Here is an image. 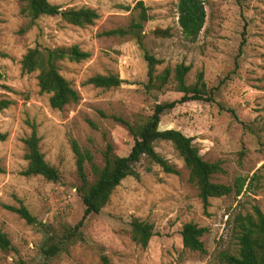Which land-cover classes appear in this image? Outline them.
Masks as SVG:
<instances>
[{"label": "rangeland", "instance_id": "1", "mask_svg": "<svg viewBox=\"0 0 264 264\" xmlns=\"http://www.w3.org/2000/svg\"><path fill=\"white\" fill-rule=\"evenodd\" d=\"M65 9L92 8L100 17L93 25L78 27L60 17H41L27 29L22 14L24 0H0V97L12 101L0 111V229L8 236L14 252L0 250V264H102L106 254L113 264H222L218 253H237L238 245L230 215L250 212L257 205L264 211V0H204L206 23L195 43L183 37L179 26V0H49ZM142 2L149 15L139 32L145 48L156 59L157 73L180 64L191 67L186 76L193 85L203 71L207 88L214 91V103L189 101L177 105L162 117L160 130L174 129L193 139L204 160L222 162L224 173L216 183L234 185L247 179V190L211 199L205 211L197 188L189 182L185 167L173 144L158 141L156 151L179 174L165 173L159 165L140 178L128 176L113 192L98 215L90 216L83 232L85 242L71 244L66 251L46 260L41 247L45 234L27 224L6 206H25L39 223L75 226L85 206L77 187L81 184L71 141L90 151L94 162L104 166L108 143L114 152L127 156L134 140L118 119L136 123L152 114L154 106L179 100L174 78L161 90L149 92L148 65L137 36L106 35L127 28L138 18ZM169 30L160 37L157 30ZM79 46L90 53L82 62L62 61L60 73L71 82L81 99L63 110L53 109L50 95L42 93L37 75L22 73L21 60L34 47ZM115 74L125 82L116 88H98L86 81L95 75ZM32 126L40 137L46 161L56 167L61 180L26 177V139ZM146 164H150L147 160ZM89 181L95 176L86 163ZM246 186V187H247ZM151 227V237L134 235L131 223ZM193 222L205 227L207 253L183 246L181 229ZM147 241V242H145Z\"/></svg>", "mask_w": 264, "mask_h": 264}, {"label": "trees", "instance_id": "2", "mask_svg": "<svg viewBox=\"0 0 264 264\" xmlns=\"http://www.w3.org/2000/svg\"><path fill=\"white\" fill-rule=\"evenodd\" d=\"M22 14L29 19L27 29H30L41 17H60L68 24L87 27L93 25L99 19V13L92 8L65 9L51 4L49 0H24ZM142 10L138 18H132L127 28L111 30L106 35H127L137 36L138 44L143 51V57L148 65V83L146 88L149 92L153 90L161 91L174 78L176 90L182 93L179 100L172 102H162L154 106L153 112L145 120L131 123L118 119L127 127L134 144L127 156H120L114 152L112 144L108 143L103 151L104 166L100 167L94 162L93 154L88 150H83L76 140L71 141L73 152L76 156L77 173L81 184L77 187L83 204L85 206L82 219L75 225H64L60 230H56L52 225L39 223L38 219L31 214L25 206L6 208L17 213L27 224L37 226L45 234L41 247L42 254L46 260L53 259L66 251L71 244L85 242L83 228L85 222L92 215L102 212L104 206L108 204L115 189L128 176L140 178L141 172H151L152 165H159L165 173L179 174V171L161 156L155 148L158 141L171 142L182 158L185 167L189 170V182L198 190L199 198L203 203L205 211L211 204V199L220 198L234 194L241 196L247 190V179L239 177L234 185L216 183L213 177L224 173L222 162H208L200 154V150L193 143V139L185 136L182 132L167 129L160 130L162 117L173 110L177 105L189 101H204L214 103V91L207 88L204 80V73L198 74L193 85H188L186 76L191 67L185 64L177 65L173 70L167 67L162 73H157V65L162 61L156 59L145 48L140 36L144 22L149 20V15L143 3L140 2ZM179 26L183 37L190 43H195L206 23V9L204 0H179L178 3ZM156 35L169 37V30H157ZM90 57V53L83 51L79 46L58 48L34 47L29 49L21 60L22 73H38V86L42 93L50 95L49 103L53 109L63 110L70 104L80 101L79 92L72 86L61 73L59 63L62 61L82 62ZM125 81L115 74L95 75L86 81V84L98 88L111 89L121 86ZM0 90L11 91V88L0 84ZM12 101L0 97V111L10 107ZM7 135L0 133V141H5ZM40 137L37 130L32 126L31 134L24 139L25 159L27 167L22 172L26 177L42 176L47 181L57 183L61 180L59 170L49 164L45 155L40 149ZM150 164H146V161ZM86 163L91 165V170L95 176L93 181H89L86 174ZM0 167V173H3ZM247 186V187H246ZM229 222L235 234L238 245L237 253L221 251L218 253V260L222 264H264V211L257 205L252 206L250 212L243 214L238 212L230 215ZM134 235H140L143 240L151 237V227L140 221L131 223ZM208 232L205 227L189 222L185 223L181 229V238L184 248L206 254L207 250L202 238ZM147 242V241H145ZM0 250L14 252L8 236L0 229ZM102 264H113L106 254L101 255ZM17 264H28L21 257L16 259ZM43 264H48L44 262Z\"/></svg>", "mask_w": 264, "mask_h": 264}]
</instances>
